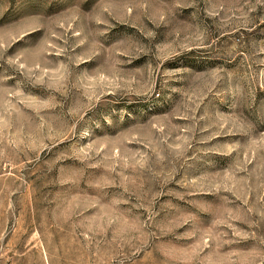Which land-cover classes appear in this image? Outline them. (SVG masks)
<instances>
[{"label": "rangeland", "instance_id": "obj_1", "mask_svg": "<svg viewBox=\"0 0 264 264\" xmlns=\"http://www.w3.org/2000/svg\"><path fill=\"white\" fill-rule=\"evenodd\" d=\"M0 264H264V0H0Z\"/></svg>", "mask_w": 264, "mask_h": 264}]
</instances>
